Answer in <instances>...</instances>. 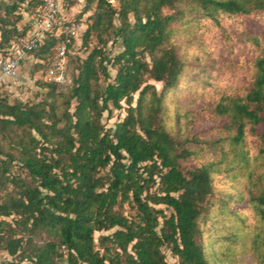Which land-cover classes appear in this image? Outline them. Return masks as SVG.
Returning a JSON list of instances; mask_svg holds the SVG:
<instances>
[{"label": "trees", "instance_id": "16d2710c", "mask_svg": "<svg viewBox=\"0 0 264 264\" xmlns=\"http://www.w3.org/2000/svg\"><path fill=\"white\" fill-rule=\"evenodd\" d=\"M115 1L85 0L78 17L90 14L79 37L88 52L68 70L64 90L42 79L43 98L10 103L0 89V251L11 256L8 264H169L164 248L177 264H214L203 225L220 162L184 167L194 154L189 140L164 122L184 72L169 45L172 25L224 30L231 20L264 16V0ZM18 7L0 3V52L25 34L15 25ZM60 38L50 32L30 52L42 74ZM251 40L259 48L251 88L214 109L229 116L245 169L248 132L264 163V42ZM110 41L121 49L112 54ZM121 109L124 116L107 126L104 114ZM251 201L264 220V182Z\"/></svg>", "mask_w": 264, "mask_h": 264}, {"label": "rangeland", "instance_id": "374dc122", "mask_svg": "<svg viewBox=\"0 0 264 264\" xmlns=\"http://www.w3.org/2000/svg\"><path fill=\"white\" fill-rule=\"evenodd\" d=\"M14 1L19 4L16 16L25 10L32 12L37 2ZM1 2L10 4L12 0ZM110 2L118 5L115 0ZM61 3L64 14L81 20L86 28L90 13L78 17L85 0H61ZM172 26L175 30L169 45L184 63V72L178 88L166 99L164 122L173 135L189 140L185 146L194 154L183 160L184 167L220 162L213 174V191L203 225L204 239L210 242L214 264H264V220L256 215L251 201L264 182V163L254 158L258 141L248 132L249 164L245 169L230 142L229 116L214 111L221 100L242 96L251 88L253 62L259 54L251 38L256 36L264 42V16H244L241 22L231 20L224 30L208 22L188 26L173 23ZM109 45L112 54L121 49L119 41L115 44L110 41ZM72 52L69 73L73 71L74 61L88 52L82 46L81 37L77 38ZM110 72L114 74L111 68ZM41 80V69L30 63L23 66L19 78L10 82L2 95L10 103L37 102L47 91L41 86ZM149 83L157 90L161 88L160 82L149 80ZM59 90L64 87L59 86ZM124 114L123 109L115 110L110 119L104 114L103 121L113 126ZM192 138L199 142L191 141ZM2 193L0 191V195ZM164 251L167 262L177 264L170 250L164 248ZM11 259L0 251V264H8Z\"/></svg>", "mask_w": 264, "mask_h": 264}, {"label": "built area", "instance_id": "2783aa9c", "mask_svg": "<svg viewBox=\"0 0 264 264\" xmlns=\"http://www.w3.org/2000/svg\"><path fill=\"white\" fill-rule=\"evenodd\" d=\"M84 29L85 25L81 20L64 15L61 0H42L34 32L19 36L12 41L5 53L0 52V89L4 90L5 86L19 78L24 59L31 57L30 52L38 48L50 32L61 38L54 46L56 56L42 74V79L58 86L67 83L68 54Z\"/></svg>", "mask_w": 264, "mask_h": 264}, {"label": "crops", "instance_id": "0c3cea01", "mask_svg": "<svg viewBox=\"0 0 264 264\" xmlns=\"http://www.w3.org/2000/svg\"><path fill=\"white\" fill-rule=\"evenodd\" d=\"M39 11H40V7H34L32 12H28L25 10L20 15H18L19 18L16 21L15 25L19 31H22V30L25 31V34H23V35H28V34H31L32 32H34V30L36 28V18L38 16ZM30 63H33V59L28 56L22 62V65L20 68V74H21V69L23 68V66L26 67V65H29ZM4 88H7V86H5Z\"/></svg>", "mask_w": 264, "mask_h": 264}]
</instances>
